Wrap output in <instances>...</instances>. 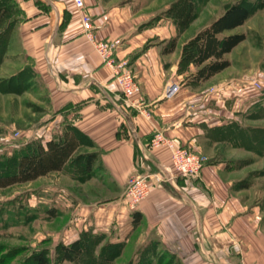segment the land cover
<instances>
[{
	"label": "crops",
	"instance_id": "obj_1",
	"mask_svg": "<svg viewBox=\"0 0 264 264\" xmlns=\"http://www.w3.org/2000/svg\"><path fill=\"white\" fill-rule=\"evenodd\" d=\"M13 1L20 10L18 41L45 83L54 114L42 130L45 140L71 125L102 151L100 170L89 182L61 190L68 202L62 217L69 241L91 230L123 242L124 249L155 241L179 264H264V207L232 190L223 163L205 164L200 177L188 181L173 172L168 149L149 147L160 132L213 159L220 142L211 130L240 122L244 109L260 101L242 83L246 74L231 76L228 67L202 84L183 80L194 68L177 72L181 49L196 31L191 25L179 30L162 15L171 2L83 0L93 37L118 41L115 62L126 63L140 86L134 102L126 100L84 33L83 12L72 0ZM172 39L174 51L162 53ZM172 84L178 89L166 96ZM134 174L153 184L135 211L141 215L138 225L124 197Z\"/></svg>",
	"mask_w": 264,
	"mask_h": 264
},
{
	"label": "rangeland",
	"instance_id": "obj_2",
	"mask_svg": "<svg viewBox=\"0 0 264 264\" xmlns=\"http://www.w3.org/2000/svg\"><path fill=\"white\" fill-rule=\"evenodd\" d=\"M175 1L177 0L159 2L173 4ZM192 1L196 14L190 25L191 30L196 32L207 26L233 3L242 1L255 6L254 13L244 25L233 31L244 33L245 40L227 54L226 58L230 62L231 76L256 74L263 85V90L257 93L260 94L261 104L264 105V0ZM261 3L263 5L259 8ZM19 16L15 9L12 19L17 21ZM15 27L16 24L13 26L7 50L2 53L0 60V159L5 168H10L14 164L16 156L25 150L29 142L46 139L42 132L51 123L48 122L54 115L45 83L32 69L29 58L24 55ZM250 109L251 107L244 109L243 117L238 124L244 128L259 129L254 137L261 145L259 150L255 149L251 138L236 135L235 140H241L243 147L242 144L219 145L215 151V158L229 168L226 172L234 182L249 181V188L243 193L247 203L259 202L264 207V111L249 117ZM75 176H81V171L75 170L72 166L63 172L0 189V264H3V261L5 264H29L28 256L31 251L41 249L48 251L51 264H57V245L70 243L62 217L67 211L68 202L65 200L66 194L61 190L71 191L76 185L89 182L91 179L79 181ZM53 207L58 208L61 215L49 219L44 212L45 209ZM108 240L110 238L106 235L98 246L87 247L81 264L146 263L145 257L139 258L141 250L135 244L122 249L117 258L109 255L110 259L107 262L104 263L101 258L99 260L96 255ZM151 263L177 264V260L169 251L157 248Z\"/></svg>",
	"mask_w": 264,
	"mask_h": 264
},
{
	"label": "trees",
	"instance_id": "obj_3",
	"mask_svg": "<svg viewBox=\"0 0 264 264\" xmlns=\"http://www.w3.org/2000/svg\"><path fill=\"white\" fill-rule=\"evenodd\" d=\"M262 5L263 3L259 5V8ZM15 9L20 14V10L13 0H0V60L2 53L7 50L13 26L20 20V16L17 21L12 19ZM254 11L253 4L242 1L233 3L221 15L187 40L181 49L177 72L183 73L190 66L194 68V71L190 72L183 80L192 85L202 84L228 68L230 62L226 55L245 40L244 33H233V31L244 25ZM195 14L192 0H177L163 13L165 17L172 19L179 30L186 29L194 20ZM175 45L176 41L172 39L167 46L162 47V53L173 52ZM261 103L259 101L258 104L251 107L249 117L264 111V105ZM258 130L255 127L244 128L236 122H230L224 127L211 130V134L213 139L220 142V145L240 146L242 144L241 147H243V142L236 141V135L238 137L246 135V138L249 137L254 142L255 149L259 150L261 145L254 139ZM101 153L102 151L87 136L74 126L67 125L59 134L52 136L49 140L29 142L25 150L16 156L14 164L10 168H5L0 159V189L28 183L41 177H47L52 173L63 172L72 166L75 170L81 171V176H75V179L85 181L94 177L100 170L98 160ZM216 159L214 156L206 164L213 163L217 161ZM224 170L229 171V168L225 165ZM249 185V181H239L234 182L231 188L234 191H245ZM44 213L49 219L61 215L59 209L54 207L45 209ZM140 221L141 215L138 212H132V223L138 225ZM104 237H106L104 233H93L91 230H87L82 231L77 239L68 244L59 243L56 247L57 264H81L87 247L98 246ZM124 245L123 242L115 243L108 240L96 257L99 260L103 259L104 263L110 259V256L117 258L124 249ZM157 248L164 249L159 247L155 241L147 242L140 247L139 258L145 257V264H152L151 261L154 259ZM28 257L29 264H51L48 251L45 249L33 250ZM172 257L175 258L173 255ZM2 263L5 264L4 261ZM177 264H179L178 261Z\"/></svg>",
	"mask_w": 264,
	"mask_h": 264
},
{
	"label": "built area",
	"instance_id": "obj_4",
	"mask_svg": "<svg viewBox=\"0 0 264 264\" xmlns=\"http://www.w3.org/2000/svg\"><path fill=\"white\" fill-rule=\"evenodd\" d=\"M72 1L74 6L83 12V0ZM81 25L84 33L92 43V46L102 63L112 69L113 79L116 82L122 96L126 100L134 102L133 99L137 98L140 94V86L131 71L126 67V63L115 62L114 52L116 50V46L118 45V41L96 40L91 33V30L93 29L92 19L86 12L82 13ZM242 83L249 85L256 91L260 92L263 90V85L257 78L256 74L244 76ZM177 89V85H170L166 90V96H171ZM136 102L137 105L140 104L139 100ZM149 147L153 149L161 147L168 149L173 172L188 181L197 180L200 177L201 170L207 161L206 157L193 152L184 146L174 144L160 132H156L152 135L149 141ZM169 180H171V178H169ZM152 187L153 184L148 176L134 174L128 178L124 197L126 199V206L130 212L136 211L138 205L145 198H147Z\"/></svg>",
	"mask_w": 264,
	"mask_h": 264
}]
</instances>
